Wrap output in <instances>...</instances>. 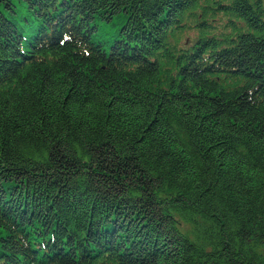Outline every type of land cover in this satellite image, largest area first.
I'll return each mask as SVG.
<instances>
[{"label": "trees", "instance_id": "16d2710c", "mask_svg": "<svg viewBox=\"0 0 264 264\" xmlns=\"http://www.w3.org/2000/svg\"><path fill=\"white\" fill-rule=\"evenodd\" d=\"M0 264H264V0H0Z\"/></svg>", "mask_w": 264, "mask_h": 264}]
</instances>
